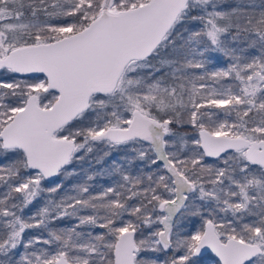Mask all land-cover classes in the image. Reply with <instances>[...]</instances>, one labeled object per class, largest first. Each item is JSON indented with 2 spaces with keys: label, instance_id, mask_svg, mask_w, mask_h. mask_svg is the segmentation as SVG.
<instances>
[{
  "label": "snow or ice",
  "instance_id": "snow-or-ice-1",
  "mask_svg": "<svg viewBox=\"0 0 264 264\" xmlns=\"http://www.w3.org/2000/svg\"><path fill=\"white\" fill-rule=\"evenodd\" d=\"M0 264H264V0H0Z\"/></svg>",
  "mask_w": 264,
  "mask_h": 264
},
{
  "label": "trees",
  "instance_id": "trees-1",
  "mask_svg": "<svg viewBox=\"0 0 264 264\" xmlns=\"http://www.w3.org/2000/svg\"><path fill=\"white\" fill-rule=\"evenodd\" d=\"M98 184H104V183H107V181H98L97 182ZM209 259V258H208Z\"/></svg>",
  "mask_w": 264,
  "mask_h": 264
},
{
  "label": "rangeland",
  "instance_id": "rangeland-1",
  "mask_svg": "<svg viewBox=\"0 0 264 264\" xmlns=\"http://www.w3.org/2000/svg\"><path fill=\"white\" fill-rule=\"evenodd\" d=\"M211 258H209V260H210Z\"/></svg>",
  "mask_w": 264,
  "mask_h": 264
},
{
  "label": "flooded vegetation",
  "instance_id": "flooded-vegetation-1",
  "mask_svg": "<svg viewBox=\"0 0 264 264\" xmlns=\"http://www.w3.org/2000/svg\"><path fill=\"white\" fill-rule=\"evenodd\" d=\"M210 258V257H209Z\"/></svg>",
  "mask_w": 264,
  "mask_h": 264
}]
</instances>
